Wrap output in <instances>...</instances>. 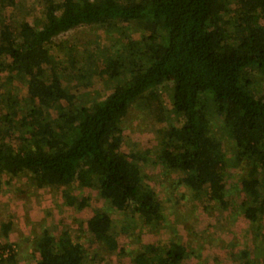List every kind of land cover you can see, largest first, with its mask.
<instances>
[{
  "label": "trees",
  "instance_id": "1",
  "mask_svg": "<svg viewBox=\"0 0 264 264\" xmlns=\"http://www.w3.org/2000/svg\"><path fill=\"white\" fill-rule=\"evenodd\" d=\"M3 18L0 73L26 81L27 95L23 109L4 111L0 104V188L4 175L24 172L38 188L78 183L98 190L111 208L137 216L149 228L161 227L162 202L143 182L139 157L122 151L121 124L143 98L165 120L157 90L167 85L179 116L165 130L159 164L182 173L180 182L200 197L227 206L229 163L223 140L212 129V120H220L234 143L233 163L247 169L240 185L252 198L242 203L243 214L252 223L264 215V198L257 201L264 188L257 177L264 172V87L258 79L264 80V0H48L38 26L28 21L14 26ZM85 25L118 30L124 43V54L99 59L96 75L115 84L90 105L78 104L79 89L64 85L51 56L54 38ZM129 31L142 33L136 47L128 43ZM79 61L74 55L70 65ZM76 72L74 77L83 76ZM112 221L106 209H98L87 228L116 251ZM11 227L3 223L1 234L8 236ZM34 244L36 264L86 262L83 244L69 234L57 239L44 228ZM10 246L0 243V249ZM141 247L133 255L135 264H183L186 259L178 242ZM14 258H2L0 264Z\"/></svg>",
  "mask_w": 264,
  "mask_h": 264
},
{
  "label": "rangeland",
  "instance_id": "2",
  "mask_svg": "<svg viewBox=\"0 0 264 264\" xmlns=\"http://www.w3.org/2000/svg\"><path fill=\"white\" fill-rule=\"evenodd\" d=\"M10 1L0 0V23L6 17L14 26L24 21L38 26L45 17L48 0H13L12 4ZM126 36L129 45L136 47L142 33L129 31ZM123 46L118 30L108 33L100 26H80L54 38L51 49L53 63L58 66L64 85L71 90L79 89L76 92L78 104L90 105L112 90L115 81L97 76L95 68L97 64L100 67L99 59H107L108 54H124ZM74 55L81 60L77 66L70 65ZM61 63H65L67 68L62 70ZM77 70L81 71L82 77L73 76ZM10 74L8 71L0 73V104L4 111L20 110L26 106V81L15 76L12 78ZM258 79L264 87V80ZM157 92L164 106L165 120H159L157 111L150 107L147 98H143L130 107L121 126L124 138L122 151L139 157L143 182L154 189L162 202L165 220L161 227L149 228L137 216L111 208L95 188H81L78 183L70 188H38L31 176L24 172L16 177L3 176L0 220L15 217L14 229L18 237H15L16 242L7 241L0 226V243L15 244L16 256L28 260V264L36 262L38 251L34 248V240L44 228L57 239L69 234L82 243L86 255L84 264H135L133 255L142 249L143 244L170 247L173 242L185 248L183 264H264V215L252 223L243 214L241 205L248 197L240 182L247 176V169L242 165L235 166L232 161L233 140L222 129L221 121L214 118L212 129L223 140L229 163L228 205L222 206L217 201L200 197L182 184V173L159 164L158 155L165 146V130L177 124L179 115L172 110L170 87H160ZM52 116L56 114L52 112ZM257 177L264 183V172L258 173ZM263 198L264 188H260L257 201ZM67 200L76 204L69 205ZM81 202L84 205L81 206ZM98 209H106L110 213L113 220L111 231L123 251H110L88 230L87 220Z\"/></svg>",
  "mask_w": 264,
  "mask_h": 264
},
{
  "label": "crops",
  "instance_id": "3",
  "mask_svg": "<svg viewBox=\"0 0 264 264\" xmlns=\"http://www.w3.org/2000/svg\"><path fill=\"white\" fill-rule=\"evenodd\" d=\"M5 222H11L12 223V227H11V229H10V231L8 232V236H3L7 241H10V242H12V241H17L16 239H15V237H18V232L16 233V231H15V226H16V218L15 217H10V218H7L6 220H4V221H2V220H0V226H2V224L3 223H5ZM35 248V247H34ZM35 252H36V250H35ZM36 256L38 255V254H35ZM14 256H15V258H14V262L13 263H3V264H28L27 262H28V260H25V259H23L22 257H17L16 256V253L14 254ZM35 264H36V262H35Z\"/></svg>",
  "mask_w": 264,
  "mask_h": 264
},
{
  "label": "built area",
  "instance_id": "4",
  "mask_svg": "<svg viewBox=\"0 0 264 264\" xmlns=\"http://www.w3.org/2000/svg\"><path fill=\"white\" fill-rule=\"evenodd\" d=\"M16 250H17L16 249V245L15 244H12V243H11V246L10 247L1 248L0 249V260L2 258H7L10 255L15 254Z\"/></svg>",
  "mask_w": 264,
  "mask_h": 264
}]
</instances>
